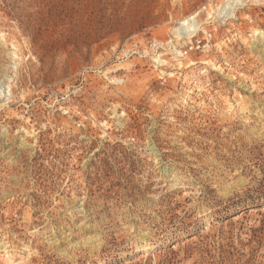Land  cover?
Here are the masks:
<instances>
[{
  "label": "rangeland",
  "instance_id": "rangeland-1",
  "mask_svg": "<svg viewBox=\"0 0 264 264\" xmlns=\"http://www.w3.org/2000/svg\"><path fill=\"white\" fill-rule=\"evenodd\" d=\"M0 264H264V0H0Z\"/></svg>",
  "mask_w": 264,
  "mask_h": 264
},
{
  "label": "bare ground",
  "instance_id": "bare-ground-1",
  "mask_svg": "<svg viewBox=\"0 0 264 264\" xmlns=\"http://www.w3.org/2000/svg\"><path fill=\"white\" fill-rule=\"evenodd\" d=\"M224 13V17H229L230 13L232 12L230 8H224L220 13ZM232 16V15H231ZM191 23V24H190ZM197 25H196V20L195 17H188L182 21H180L177 24V30L179 31H184L183 33H181V36H186L188 39H190L192 37V34L197 31ZM176 30V31H177ZM178 33V32H177ZM180 33V32H179Z\"/></svg>",
  "mask_w": 264,
  "mask_h": 264
}]
</instances>
